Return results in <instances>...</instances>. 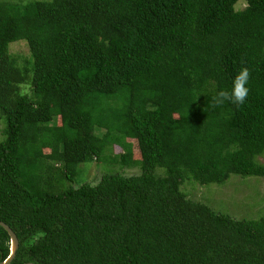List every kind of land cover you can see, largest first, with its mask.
Wrapping results in <instances>:
<instances>
[{
	"label": "trees",
	"instance_id": "1",
	"mask_svg": "<svg viewBox=\"0 0 264 264\" xmlns=\"http://www.w3.org/2000/svg\"><path fill=\"white\" fill-rule=\"evenodd\" d=\"M240 1L0 0L9 264H264V215L183 189L264 178V0ZM20 41L28 55L7 53ZM244 68L246 103L218 105ZM102 161L118 170L76 181Z\"/></svg>",
	"mask_w": 264,
	"mask_h": 264
},
{
	"label": "rangeland",
	"instance_id": "2",
	"mask_svg": "<svg viewBox=\"0 0 264 264\" xmlns=\"http://www.w3.org/2000/svg\"><path fill=\"white\" fill-rule=\"evenodd\" d=\"M12 2L26 4L31 0H11ZM246 6V1L241 0L237 4V8H243ZM7 53H17L28 55V47L25 42L20 41L10 44L7 47ZM2 126L0 122V132ZM133 144V157L135 159L140 158V151L138 144L135 140H129ZM122 152L120 147L114 148V154ZM260 160L264 162V156L260 157ZM100 165L101 167H97ZM115 164L109 162H93L84 166V172L77 176V182H92L99 181L104 173V169L107 171L118 170ZM139 171L138 168L126 169V174ZM183 189L189 193V195L195 200H201L208 204L213 209L229 214L235 218H250L258 219L261 215H264V178L262 177H242L233 175L226 184H210V185H196L192 186L185 184Z\"/></svg>",
	"mask_w": 264,
	"mask_h": 264
},
{
	"label": "clouds",
	"instance_id": "3",
	"mask_svg": "<svg viewBox=\"0 0 264 264\" xmlns=\"http://www.w3.org/2000/svg\"><path fill=\"white\" fill-rule=\"evenodd\" d=\"M250 73L247 68L242 69L233 79L230 90H221L216 94L215 100L218 105L231 102L236 105L246 103L250 88L248 87Z\"/></svg>",
	"mask_w": 264,
	"mask_h": 264
},
{
	"label": "water",
	"instance_id": "4",
	"mask_svg": "<svg viewBox=\"0 0 264 264\" xmlns=\"http://www.w3.org/2000/svg\"><path fill=\"white\" fill-rule=\"evenodd\" d=\"M0 226L4 227L9 232V234L11 236V252H10V255L5 261H3L1 263V264H9L14 259V257L16 256L17 250L19 248V239H18V236L16 235V233L12 230V228L7 223L0 220ZM24 264H35V263L29 262V263H24Z\"/></svg>",
	"mask_w": 264,
	"mask_h": 264
}]
</instances>
